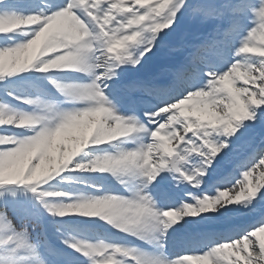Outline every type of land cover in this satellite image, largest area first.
<instances>
[{"label": "snow or ice", "instance_id": "snow-or-ice-1", "mask_svg": "<svg viewBox=\"0 0 264 264\" xmlns=\"http://www.w3.org/2000/svg\"><path fill=\"white\" fill-rule=\"evenodd\" d=\"M262 234L264 0H0V264H264Z\"/></svg>", "mask_w": 264, "mask_h": 264}, {"label": "rangeland", "instance_id": "rangeland-1", "mask_svg": "<svg viewBox=\"0 0 264 264\" xmlns=\"http://www.w3.org/2000/svg\"><path fill=\"white\" fill-rule=\"evenodd\" d=\"M84 179H85V181H87V176L86 175H85ZM261 238L264 239V234L261 235Z\"/></svg>", "mask_w": 264, "mask_h": 264}]
</instances>
